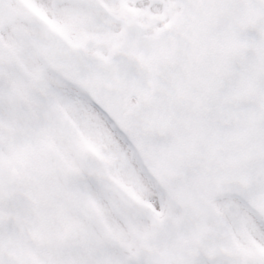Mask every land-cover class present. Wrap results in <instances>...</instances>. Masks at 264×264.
Here are the masks:
<instances>
[{"label": "snow or ice", "instance_id": "6c2138e0", "mask_svg": "<svg viewBox=\"0 0 264 264\" xmlns=\"http://www.w3.org/2000/svg\"><path fill=\"white\" fill-rule=\"evenodd\" d=\"M0 264H264V0H0Z\"/></svg>", "mask_w": 264, "mask_h": 264}]
</instances>
